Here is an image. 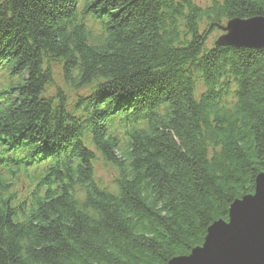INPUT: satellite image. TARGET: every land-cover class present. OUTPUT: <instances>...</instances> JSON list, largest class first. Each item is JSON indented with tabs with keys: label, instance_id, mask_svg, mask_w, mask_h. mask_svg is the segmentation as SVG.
<instances>
[{
	"label": "trees",
	"instance_id": "obj_1",
	"mask_svg": "<svg viewBox=\"0 0 264 264\" xmlns=\"http://www.w3.org/2000/svg\"><path fill=\"white\" fill-rule=\"evenodd\" d=\"M256 16L0 0V264H167L227 220L264 170V50L207 39Z\"/></svg>",
	"mask_w": 264,
	"mask_h": 264
},
{
	"label": "water",
	"instance_id": "obj_2",
	"mask_svg": "<svg viewBox=\"0 0 264 264\" xmlns=\"http://www.w3.org/2000/svg\"><path fill=\"white\" fill-rule=\"evenodd\" d=\"M219 28L218 46L264 50V17L233 18ZM167 264H264V170L253 193L230 204L227 220L213 222L200 246Z\"/></svg>",
	"mask_w": 264,
	"mask_h": 264
},
{
	"label": "rangeland",
	"instance_id": "obj_3",
	"mask_svg": "<svg viewBox=\"0 0 264 264\" xmlns=\"http://www.w3.org/2000/svg\"><path fill=\"white\" fill-rule=\"evenodd\" d=\"M192 1L200 7H205L210 3V0H192ZM222 33L223 32L221 30L211 31L208 34V39H207L208 44L213 43V41L216 40L217 37L221 35ZM95 175L98 178L100 177L105 183H110L112 180L113 172L105 168L104 166H102L101 162H98L96 165Z\"/></svg>",
	"mask_w": 264,
	"mask_h": 264
}]
</instances>
